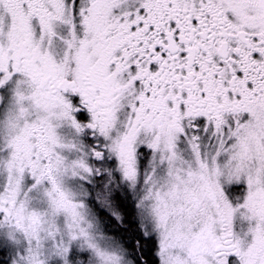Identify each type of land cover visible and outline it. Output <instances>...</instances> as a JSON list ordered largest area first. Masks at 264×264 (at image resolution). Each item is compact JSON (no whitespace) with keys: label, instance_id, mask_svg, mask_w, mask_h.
Listing matches in <instances>:
<instances>
[{"label":"snow or ice","instance_id":"obj_1","mask_svg":"<svg viewBox=\"0 0 264 264\" xmlns=\"http://www.w3.org/2000/svg\"><path fill=\"white\" fill-rule=\"evenodd\" d=\"M0 264H264V0H0Z\"/></svg>","mask_w":264,"mask_h":264}]
</instances>
